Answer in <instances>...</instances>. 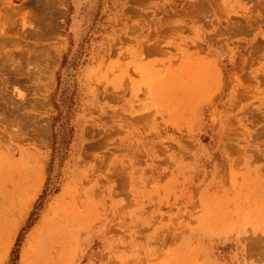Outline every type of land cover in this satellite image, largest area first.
Wrapping results in <instances>:
<instances>
[{"label": "rangeland", "instance_id": "374dc122", "mask_svg": "<svg viewBox=\"0 0 264 264\" xmlns=\"http://www.w3.org/2000/svg\"><path fill=\"white\" fill-rule=\"evenodd\" d=\"M0 264H264V0H0Z\"/></svg>", "mask_w": 264, "mask_h": 264}, {"label": "trees", "instance_id": "16d2710c", "mask_svg": "<svg viewBox=\"0 0 264 264\" xmlns=\"http://www.w3.org/2000/svg\"><path fill=\"white\" fill-rule=\"evenodd\" d=\"M29 225H31V222H28L26 226H29Z\"/></svg>", "mask_w": 264, "mask_h": 264}]
</instances>
